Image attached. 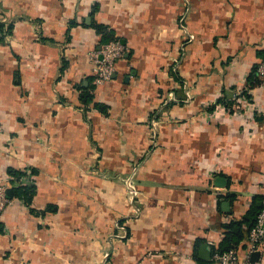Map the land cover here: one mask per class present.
I'll use <instances>...</instances> for the list:
<instances>
[{"label": "crops", "instance_id": "obj_1", "mask_svg": "<svg viewBox=\"0 0 264 264\" xmlns=\"http://www.w3.org/2000/svg\"><path fill=\"white\" fill-rule=\"evenodd\" d=\"M96 24L126 49L100 85ZM262 58L264 0H0V183L35 186L0 215V264H218L228 225L243 246Z\"/></svg>", "mask_w": 264, "mask_h": 264}, {"label": "built area", "instance_id": "obj_2", "mask_svg": "<svg viewBox=\"0 0 264 264\" xmlns=\"http://www.w3.org/2000/svg\"><path fill=\"white\" fill-rule=\"evenodd\" d=\"M125 44L118 38L100 44L89 52V60L93 70V84L100 85L110 80L114 72L115 62L124 54ZM258 84L264 86V58L256 67ZM170 98V94L168 99ZM9 185L0 183V215L11 203L6 190ZM264 246V197L253 225L250 227L243 246H233L224 251L214 252L212 259L218 264H239L241 257L248 259L253 252H260Z\"/></svg>", "mask_w": 264, "mask_h": 264}, {"label": "trees", "instance_id": "obj_3", "mask_svg": "<svg viewBox=\"0 0 264 264\" xmlns=\"http://www.w3.org/2000/svg\"><path fill=\"white\" fill-rule=\"evenodd\" d=\"M94 27L96 29V32L100 34V38H101L100 41L101 42L105 43V42L109 41L110 39L115 38L112 35L113 34L112 30L108 29L106 26L96 24ZM88 98H90L89 95L87 96V99ZM33 171L34 170H31V173H33ZM9 173H10V176H13L14 179L16 177V178H18V180H20V178L24 175V172L20 171V170H16V171H10L9 170ZM34 194H35V186L34 185L18 184V185H15L14 187L11 188V197L10 198L11 199H13V198L20 199V200L24 201V203H27V205H28L31 203ZM51 210H53V209H51ZM253 223H252V225H253ZM227 229L228 230L225 233V237L222 239V241L220 243V247H219L220 249H218L219 251L227 250L233 246H236L238 243V241L235 240L236 234H234L230 225L227 226Z\"/></svg>", "mask_w": 264, "mask_h": 264}, {"label": "water", "instance_id": "obj_4", "mask_svg": "<svg viewBox=\"0 0 264 264\" xmlns=\"http://www.w3.org/2000/svg\"><path fill=\"white\" fill-rule=\"evenodd\" d=\"M6 194H7V196L8 197H11V188H7V190H6ZM200 253H201V257L202 258H209V255H210V250H209V246L207 245V244H202L201 246H200ZM258 256H259V252H253L252 254H251V257L253 258V259H256V258H258Z\"/></svg>", "mask_w": 264, "mask_h": 264}]
</instances>
